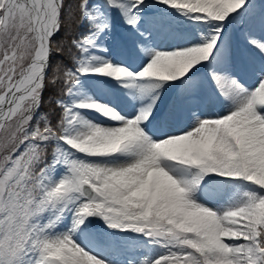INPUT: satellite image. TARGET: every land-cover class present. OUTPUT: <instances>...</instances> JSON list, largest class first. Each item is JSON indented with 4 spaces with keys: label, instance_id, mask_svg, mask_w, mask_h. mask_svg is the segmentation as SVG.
I'll list each match as a JSON object with an SVG mask.
<instances>
[{
    "label": "snow or ice",
    "instance_id": "snow-or-ice-1",
    "mask_svg": "<svg viewBox=\"0 0 264 264\" xmlns=\"http://www.w3.org/2000/svg\"><path fill=\"white\" fill-rule=\"evenodd\" d=\"M0 264H264V0H0Z\"/></svg>",
    "mask_w": 264,
    "mask_h": 264
},
{
    "label": "trees",
    "instance_id": "trees-1",
    "mask_svg": "<svg viewBox=\"0 0 264 264\" xmlns=\"http://www.w3.org/2000/svg\"><path fill=\"white\" fill-rule=\"evenodd\" d=\"M45 95H46V98H47L48 93H46Z\"/></svg>",
    "mask_w": 264,
    "mask_h": 264
}]
</instances>
